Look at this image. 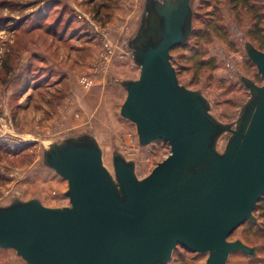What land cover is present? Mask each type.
Here are the masks:
<instances>
[{"label": "water", "instance_id": "95a60500", "mask_svg": "<svg viewBox=\"0 0 264 264\" xmlns=\"http://www.w3.org/2000/svg\"><path fill=\"white\" fill-rule=\"evenodd\" d=\"M194 0H143L128 56L140 69L122 80L120 117L146 148L164 142L170 155L145 178L119 150L111 171L91 131L51 141L42 165L67 181L68 205L38 198L0 206V249L26 264H170L181 247L229 264L234 254L257 257L258 246L229 241L264 198V51L244 42L263 80L239 75L249 92L235 121L221 122L200 90L182 85L172 50L194 30ZM227 135L223 149L221 141Z\"/></svg>", "mask_w": 264, "mask_h": 264}, {"label": "rangeland", "instance_id": "374dc122", "mask_svg": "<svg viewBox=\"0 0 264 264\" xmlns=\"http://www.w3.org/2000/svg\"><path fill=\"white\" fill-rule=\"evenodd\" d=\"M142 5L143 0H0V206L15 198L68 205L67 181L41 163L44 145L66 135L93 132L105 165L113 170L117 149L136 162L140 179L170 155L164 142L141 148L135 126L119 114L127 96L119 81L140 76L127 40ZM236 5L235 0H194L190 41L171 52L180 83L202 91L224 123L235 121L249 99L239 75L263 84L244 42L264 51V19L258 23ZM261 201L254 211L258 224L247 222L229 238L258 246L257 257L238 253L229 264H264ZM206 260L179 247L170 264ZM0 264L26 263L14 251L0 249Z\"/></svg>", "mask_w": 264, "mask_h": 264}, {"label": "trees", "instance_id": "16d2710c", "mask_svg": "<svg viewBox=\"0 0 264 264\" xmlns=\"http://www.w3.org/2000/svg\"><path fill=\"white\" fill-rule=\"evenodd\" d=\"M234 1V0H232ZM237 1V7L240 5L243 10L248 11L250 14H252L253 18L258 21V23L264 19V0H235ZM257 23V24H258ZM185 46V45H184ZM260 201L258 205L261 203ZM257 205V206H258ZM258 224V223H253Z\"/></svg>", "mask_w": 264, "mask_h": 264}]
</instances>
